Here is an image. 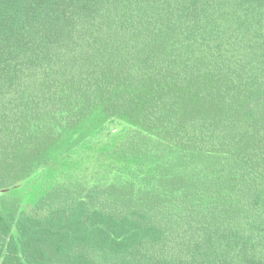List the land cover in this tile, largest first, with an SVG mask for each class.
I'll return each instance as SVG.
<instances>
[{
  "label": "trees",
  "instance_id": "1",
  "mask_svg": "<svg viewBox=\"0 0 264 264\" xmlns=\"http://www.w3.org/2000/svg\"><path fill=\"white\" fill-rule=\"evenodd\" d=\"M13 185L0 264H264V0H0Z\"/></svg>",
  "mask_w": 264,
  "mask_h": 264
},
{
  "label": "water",
  "instance_id": "2",
  "mask_svg": "<svg viewBox=\"0 0 264 264\" xmlns=\"http://www.w3.org/2000/svg\"><path fill=\"white\" fill-rule=\"evenodd\" d=\"M17 186H19V185H13V186H9V187H2V188H0V192H8V191H10L11 189H13V188H15Z\"/></svg>",
  "mask_w": 264,
  "mask_h": 264
},
{
  "label": "rangeland",
  "instance_id": "3",
  "mask_svg": "<svg viewBox=\"0 0 264 264\" xmlns=\"http://www.w3.org/2000/svg\"><path fill=\"white\" fill-rule=\"evenodd\" d=\"M5 192H1L0 194L2 195V194H4Z\"/></svg>",
  "mask_w": 264,
  "mask_h": 264
}]
</instances>
